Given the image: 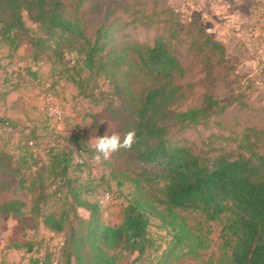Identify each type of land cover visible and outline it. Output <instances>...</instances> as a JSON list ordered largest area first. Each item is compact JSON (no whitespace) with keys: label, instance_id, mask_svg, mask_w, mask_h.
<instances>
[{"label":"rangeland","instance_id":"rangeland-1","mask_svg":"<svg viewBox=\"0 0 264 264\" xmlns=\"http://www.w3.org/2000/svg\"><path fill=\"white\" fill-rule=\"evenodd\" d=\"M94 1L102 9L89 31L108 9L116 7L112 19L119 20L117 43L152 44L162 34L165 21L178 29L184 41L180 56L190 67L182 84L193 86L185 106H200L204 94H209L225 107L205 123L181 133L179 139L208 150L234 147L246 139L264 154V25L259 19L263 12L259 0ZM25 20L28 37L17 38L13 45L0 37V118L12 123L0 126V174L6 181L0 199H28L20 181L46 172L52 150L73 151L74 164L85 160L90 165L74 176L94 190L93 200L99 201L103 222L118 225L128 200L136 194L140 169L124 156L123 149L97 161L96 138L121 135L120 123L127 120L137 98L153 82L126 66L125 76L110 83L105 75L85 69L77 46L58 37L49 39L45 49H38L31 39L44 38V34L27 14ZM200 30L225 46L223 57L199 50L196 43L204 40ZM74 136L86 146L85 151L78 153L70 145ZM210 141L212 145L207 146ZM81 214L86 215L85 211ZM185 216L205 243L193 252L184 249L173 264H227L222 224L207 221L197 212ZM149 232L160 245L159 251L144 261L133 256L123 264H149L167 248L171 237L157 220L152 221ZM63 242V235L50 232L31 216L0 219V264H29L43 261L47 255L57 264ZM28 244L33 245L31 252Z\"/></svg>","mask_w":264,"mask_h":264},{"label":"trees","instance_id":"trees-1","mask_svg":"<svg viewBox=\"0 0 264 264\" xmlns=\"http://www.w3.org/2000/svg\"><path fill=\"white\" fill-rule=\"evenodd\" d=\"M87 1L0 0V37L11 45L21 36L28 37L27 14L44 34V38L31 39L38 49H45L49 39L58 37L77 46L85 69L105 75L110 83L125 76L126 66L152 80L127 120L120 123L121 137L130 129L136 131L133 147L123 149L124 156L140 169L136 194L124 207L120 224H105L99 201L93 200L94 190L74 176L90 165L74 164L73 151L52 150L46 172L20 181L28 199H0V219L31 216L50 232L63 235L57 264H123L133 256L144 261L160 249L149 232L152 221L157 220L171 240L149 264H173L184 249L193 252L204 246L202 235L196 234L185 216L197 212L207 221L222 224L227 264H264V154L246 139L237 146L213 150L179 139L181 133L205 123L225 107L209 94H204L200 106H185L193 86L182 84L190 67L180 56L184 41L178 29L165 21L162 34L152 44L117 43L119 20L112 19L116 7L108 9L89 31L102 6ZM200 32L204 44L197 41L199 50L223 57L225 46L204 30ZM1 125L12 123L0 118ZM69 143L78 153L86 150L75 136ZM211 145L210 141L207 146ZM0 175L1 194L6 181ZM32 250L33 245L28 244L27 251ZM29 264L54 263L47 255L43 261Z\"/></svg>","mask_w":264,"mask_h":264},{"label":"clouds","instance_id":"clouds-1","mask_svg":"<svg viewBox=\"0 0 264 264\" xmlns=\"http://www.w3.org/2000/svg\"><path fill=\"white\" fill-rule=\"evenodd\" d=\"M135 140V129L128 130L123 134V137L119 134H113L96 138L95 159L97 161L101 159L107 160L113 153L118 152L121 149L130 150L133 147Z\"/></svg>","mask_w":264,"mask_h":264},{"label":"crops","instance_id":"crops-1","mask_svg":"<svg viewBox=\"0 0 264 264\" xmlns=\"http://www.w3.org/2000/svg\"><path fill=\"white\" fill-rule=\"evenodd\" d=\"M259 1H260L261 5L263 6L261 9L263 12L260 13L261 15H260L259 19L263 21L262 23L264 25V0H259Z\"/></svg>","mask_w":264,"mask_h":264},{"label":"built area","instance_id":"built-area-1","mask_svg":"<svg viewBox=\"0 0 264 264\" xmlns=\"http://www.w3.org/2000/svg\"><path fill=\"white\" fill-rule=\"evenodd\" d=\"M80 164H81V165L89 164V162H88V161H85V160H82V161H80Z\"/></svg>","mask_w":264,"mask_h":264}]
</instances>
